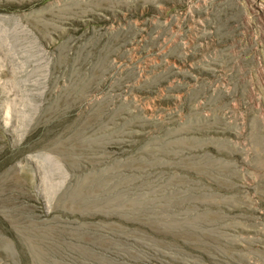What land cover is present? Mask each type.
I'll list each match as a JSON object with an SVG mask.
<instances>
[{"label":"rangeland","instance_id":"374dc122","mask_svg":"<svg viewBox=\"0 0 264 264\" xmlns=\"http://www.w3.org/2000/svg\"><path fill=\"white\" fill-rule=\"evenodd\" d=\"M0 264H264V0H0Z\"/></svg>","mask_w":264,"mask_h":264}]
</instances>
